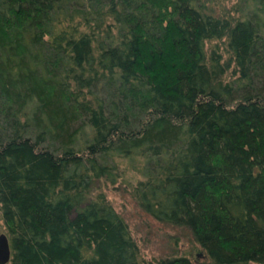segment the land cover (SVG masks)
Wrapping results in <instances>:
<instances>
[{"label": "trees", "instance_id": "obj_1", "mask_svg": "<svg viewBox=\"0 0 264 264\" xmlns=\"http://www.w3.org/2000/svg\"><path fill=\"white\" fill-rule=\"evenodd\" d=\"M215 1L0 0L8 264H143L100 188L129 168L209 264H264V0Z\"/></svg>", "mask_w": 264, "mask_h": 264}, {"label": "rangeland", "instance_id": "obj_2", "mask_svg": "<svg viewBox=\"0 0 264 264\" xmlns=\"http://www.w3.org/2000/svg\"><path fill=\"white\" fill-rule=\"evenodd\" d=\"M215 2L220 5L214 4L211 7L217 11H220L222 7L231 10L235 0H216ZM140 179L136 170L129 168L118 180V184L111 185L104 181L100 183L101 190L127 222L131 237L134 238L139 249V260L143 264H156L167 257L190 256L198 258L200 263L209 264V259L203 256V251L197 246L189 230L160 224L141 210L133 192V187ZM4 230V225L0 221V234H5Z\"/></svg>", "mask_w": 264, "mask_h": 264}, {"label": "water", "instance_id": "obj_3", "mask_svg": "<svg viewBox=\"0 0 264 264\" xmlns=\"http://www.w3.org/2000/svg\"><path fill=\"white\" fill-rule=\"evenodd\" d=\"M11 244L6 234H0V264H8L11 260Z\"/></svg>", "mask_w": 264, "mask_h": 264}]
</instances>
